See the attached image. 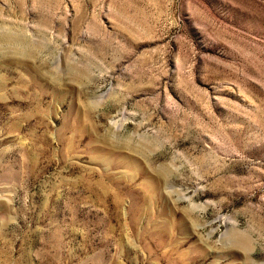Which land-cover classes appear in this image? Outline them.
<instances>
[{
  "label": "rangeland",
  "instance_id": "rangeland-1",
  "mask_svg": "<svg viewBox=\"0 0 264 264\" xmlns=\"http://www.w3.org/2000/svg\"><path fill=\"white\" fill-rule=\"evenodd\" d=\"M0 264H264V0H0Z\"/></svg>",
  "mask_w": 264,
  "mask_h": 264
}]
</instances>
